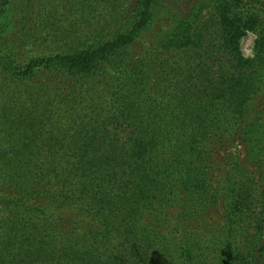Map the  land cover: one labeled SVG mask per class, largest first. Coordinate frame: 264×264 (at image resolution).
I'll use <instances>...</instances> for the list:
<instances>
[{"label": "trees", "instance_id": "16d2710c", "mask_svg": "<svg viewBox=\"0 0 264 264\" xmlns=\"http://www.w3.org/2000/svg\"><path fill=\"white\" fill-rule=\"evenodd\" d=\"M114 1L28 0L42 21L104 17L40 24L21 62L0 0V264H264V173L215 175L209 145L264 96V18L240 6L264 0H204L194 32L172 1ZM159 14L179 24L150 43ZM149 44L181 52L150 62Z\"/></svg>", "mask_w": 264, "mask_h": 264}, {"label": "rangeland", "instance_id": "374dc122", "mask_svg": "<svg viewBox=\"0 0 264 264\" xmlns=\"http://www.w3.org/2000/svg\"><path fill=\"white\" fill-rule=\"evenodd\" d=\"M11 4L8 9L1 13L2 20L5 21L6 32L4 33V40L5 42L11 41L15 43H19L21 41H27L29 44L26 49H22V53L24 58H19L21 62H24L25 59L33 53V47L36 39L38 38L39 34L36 33L37 28L40 24L42 25H62V22H67L75 27H77L78 34L81 33L83 27H89V24H95L97 21L99 23L103 20L101 15L98 13L93 14L90 18L88 17H74L68 15L67 18L61 19L58 16H54L48 21L42 19L39 16L33 14V10L30 12L24 10V6L28 3V0H11ZM35 1V0H34ZM37 1V0H36ZM169 2L172 1L173 7L169 6V10L174 12L175 9H179L181 11L180 17L188 16V26L194 32L195 29L199 26V19L196 17V11L198 8L204 3V0H189V1H180V0H168ZM112 13H119L122 12L124 7H119L118 2L115 0L112 4ZM157 9H162L161 6H158V2L155 5ZM240 6L242 7V11L247 9H251L249 12H257L264 18V13H261L255 9V5H247L245 1H243ZM118 7V8H117ZM94 12L100 9V3L94 4ZM163 10H165L163 8ZM213 10V6L206 7L205 11V18L210 17L209 14ZM93 12V13H94ZM90 19V20H89ZM106 23V22H105ZM105 23H101L100 27H104ZM206 21L204 22V24ZM179 24L172 15L162 14L158 16L157 21L155 23V27L152 30V33L147 36V39L150 41H154L155 43H160L161 39L165 37L166 34L170 33L172 29ZM45 36V35H44ZM258 39V33L254 30H248L246 36L241 39V49L242 54L245 58L251 59L255 58L256 56V41ZM8 45V44H7ZM150 45V44H149ZM144 48V47H143ZM138 47L136 50L138 53L143 49ZM25 50V51H24ZM174 52L179 53L181 52L179 49H171L167 50L161 46H149L146 48V51L143 53L144 56H147L150 62H153L155 59H160L168 57L169 55L173 54ZM139 55V54H137ZM150 73L152 74V80L154 77V69L149 68ZM229 127L225 128L223 123V128H221L218 124L217 129L214 133V140L219 138L230 139L228 143L222 146L221 142H210L209 145H212L211 149V158L210 164L213 167L215 175H219L225 169L226 162H237L238 159L245 160L246 171L252 172L259 179L260 173H264V150L261 144V141L264 140V96L260 94V96L255 97L254 100H251L249 105L246 106L244 111V117L241 118L235 125H227ZM225 129L228 131L225 132ZM243 129L246 131H251L250 138L252 141L250 143H245L244 139H246L245 133ZM211 135L208 136L210 138ZM211 143V144H210ZM233 146V147H230ZM222 148V149H221ZM230 148V149H226ZM256 172V174L254 173ZM259 172V173H257ZM236 181H240L241 179L239 176L235 177ZM221 205H223L221 203ZM221 209H215L214 216L217 217L220 215ZM213 264H218L216 261Z\"/></svg>", "mask_w": 264, "mask_h": 264}]
</instances>
